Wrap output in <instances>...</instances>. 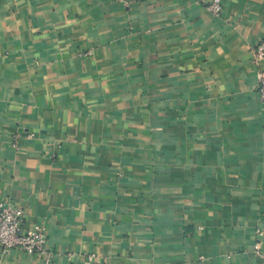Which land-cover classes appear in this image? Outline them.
Here are the masks:
<instances>
[{"label": "crops", "instance_id": "crops-1", "mask_svg": "<svg viewBox=\"0 0 264 264\" xmlns=\"http://www.w3.org/2000/svg\"><path fill=\"white\" fill-rule=\"evenodd\" d=\"M263 38L264 0H0V195L47 238L0 264H264Z\"/></svg>", "mask_w": 264, "mask_h": 264}, {"label": "built area", "instance_id": "built-area-1", "mask_svg": "<svg viewBox=\"0 0 264 264\" xmlns=\"http://www.w3.org/2000/svg\"><path fill=\"white\" fill-rule=\"evenodd\" d=\"M127 1V0H123ZM205 7L219 16L224 10V0H199ZM254 61L256 63L264 62V38L257 44L254 51ZM259 83V99L264 104V68L261 67L257 74ZM26 213L24 209L9 201L0 195V244L6 250L20 247L28 253L33 254L42 250L46 244V233L39 225L25 227L24 222ZM260 238L255 244V250L264 257L263 231L257 230ZM89 264H93L92 257L89 258Z\"/></svg>", "mask_w": 264, "mask_h": 264}]
</instances>
